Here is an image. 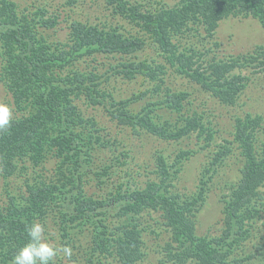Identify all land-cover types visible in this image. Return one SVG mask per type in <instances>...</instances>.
Returning a JSON list of instances; mask_svg holds the SVG:
<instances>
[{"label":"trees","instance_id":"trees-1","mask_svg":"<svg viewBox=\"0 0 264 264\" xmlns=\"http://www.w3.org/2000/svg\"><path fill=\"white\" fill-rule=\"evenodd\" d=\"M60 1L67 7L63 40L62 12L51 10L48 0H0V94L20 111L0 132V264H11L33 222L56 223L53 231L69 247L79 241L76 250L66 246L71 255L55 264H264L263 113L236 116L232 138L210 153L198 193L186 199L170 187L191 149L180 148L173 160L157 151L154 163L138 164L132 144L118 135L125 127L167 140L196 132L209 147L213 128L182 86L196 83L234 107L248 87V76L235 71L254 55L206 57L197 45L181 48L177 36L200 24V40L210 39L233 15L255 16L264 27V0H179L151 8L141 0H104L106 10L97 21L69 13L83 0ZM148 46L157 52L141 57ZM256 52L264 68V45ZM120 76H142L148 87L117 97ZM148 90L164 96L147 100ZM141 100L145 109L134 112ZM89 108H102L118 129ZM160 110L175 112L178 121L171 115L162 120ZM235 144L244 165L224 197V227L215 236L201 235L198 216L208 174ZM137 164L141 170L149 166L153 176L143 180ZM149 220L168 228L164 256L157 260L145 237Z\"/></svg>","mask_w":264,"mask_h":264},{"label":"rangeland","instance_id":"rangeland-1","mask_svg":"<svg viewBox=\"0 0 264 264\" xmlns=\"http://www.w3.org/2000/svg\"><path fill=\"white\" fill-rule=\"evenodd\" d=\"M26 2V0H22ZM29 2L31 0H28ZM50 3L51 10L61 11L59 25L60 34L59 38L66 39L68 27H67V7L65 8L60 0H48ZM145 4V7H158L161 4L165 6H173L179 0H141ZM104 0H83L73 11L69 13L74 16L90 15L92 21H97L98 17L104 10ZM110 10H108L109 12ZM199 27L196 28V27ZM195 28L192 32L187 35L180 34L177 39L183 40L181 43V48L186 47L190 44L197 45L201 47L206 57L212 55H219L223 58H229L236 56H242L253 54L254 57L249 62L247 67L240 68L235 72H240L243 75L248 76V87L245 89L239 99V103L236 106H225L220 103L215 98L209 97L196 83L185 84L183 88L188 89L191 92V99L193 101L192 108L198 112L204 113V119H206L207 125L213 128L214 137L211 140L210 146H205L206 141L203 138H198L196 132H192L191 135L185 136L179 140H167L161 139L151 133L136 135L130 127H125L124 130L120 131L118 135L124 137L132 144L135 149L137 158L135 161L137 163H146V165L152 164L156 161L157 151H161L166 154L169 160H173L175 154L182 150L191 149L193 154L190 158H185L181 163L180 171L177 177L172 180L171 191L182 196V199L195 197L198 193L199 185H201L200 179L202 174L205 173V165L207 161L210 160V153L217 151L220 148V143H224L226 137L232 138L231 130L233 129L234 120L239 114H243L247 110H253L256 113L260 112L264 114V68L263 64L258 63L255 60L257 57L256 48L259 45H264V27L260 20L255 16L248 15H233L224 19L219 28L217 29L215 36L212 38H204V28L198 24L194 25ZM52 29L49 30L51 32ZM211 48L212 52L208 51L207 48ZM157 51L152 47L148 46L144 51L140 53V56L154 55ZM190 52V51H188ZM146 55V56H145ZM117 82V88L114 93L117 97H127L130 96L134 91L142 89H147L148 83L146 85L142 84L143 77L137 79L129 80L124 76H120ZM183 85V84H182ZM147 100L162 99L164 94L162 92L157 93L152 90H148ZM0 102L10 104L13 107V117L20 115V111L15 109L11 98L4 92L1 91ZM146 102L141 100L136 104L133 109L134 112L142 111L145 109ZM90 111L94 110L97 112V116L102 119L103 123L109 125L115 130L118 129V124L114 120H110L109 117H105L102 112V108H89ZM171 114L168 110H160L159 117L165 120V117H169ZM172 120L174 122L178 121V114L172 113ZM264 132V131H263ZM258 145L262 146L263 140H258ZM48 164V163H47ZM52 164V162H50ZM136 165L137 171H140L142 179L153 176L150 172V167L145 166L144 170H141L139 165ZM244 165V156L241 154V148L238 144H235L230 153L225 154V158L217 164V171L212 174H208V191L206 194V201L202 206L199 216H198V232L201 235H211L215 236L222 232L224 227L223 219V207H224V197L229 195L233 189V184L236 182L238 175L240 174V169ZM22 182V180H21ZM23 184V183H21ZM262 220L258 222L260 225ZM145 233L146 241L148 242V248L150 251V257L152 260H157L158 257L164 256V250L162 246L168 241L169 233L168 228L162 223H156L149 220V223ZM45 226L44 238L45 241L51 244L53 247L58 249H63L68 244H63L60 236H57L53 231L56 223H47ZM53 226V227H52ZM83 242L86 239L83 237ZM82 242V240L80 241ZM75 244L70 243V247L76 250ZM64 246V247H63ZM64 254V259L67 256L63 251H59L55 260L62 257Z\"/></svg>","mask_w":264,"mask_h":264},{"label":"clouds","instance_id":"clouds-1","mask_svg":"<svg viewBox=\"0 0 264 264\" xmlns=\"http://www.w3.org/2000/svg\"><path fill=\"white\" fill-rule=\"evenodd\" d=\"M13 123V107L0 102V132L11 127ZM27 242L17 250L11 264H55L59 251L71 255L67 247L58 249L47 243L44 238L45 226L33 222L27 226Z\"/></svg>","mask_w":264,"mask_h":264}]
</instances>
